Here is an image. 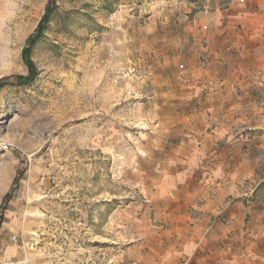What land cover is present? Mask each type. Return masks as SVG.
<instances>
[{"label":"rangeland","instance_id":"374dc122","mask_svg":"<svg viewBox=\"0 0 264 264\" xmlns=\"http://www.w3.org/2000/svg\"><path fill=\"white\" fill-rule=\"evenodd\" d=\"M230 2L55 0L21 84L48 0H0V264H138L173 204L218 206L188 264H264V67L216 44Z\"/></svg>","mask_w":264,"mask_h":264},{"label":"crops","instance_id":"0c3cea01","mask_svg":"<svg viewBox=\"0 0 264 264\" xmlns=\"http://www.w3.org/2000/svg\"><path fill=\"white\" fill-rule=\"evenodd\" d=\"M230 1L228 9L209 19L218 38L216 44L230 47L227 51L234 48L238 51L241 49L242 53L251 51V59L257 61L259 67H264V0H244L246 5L256 6L257 12L251 13L247 12L244 1L236 7L232 4L234 0ZM245 46L249 49H243ZM217 207L206 204L193 210L188 205H178L177 209L173 204L164 216L169 228L164 236L153 238V246L148 248L146 259L141 257L137 260L138 264H188L196 259L201 239H205L202 233L210 224Z\"/></svg>","mask_w":264,"mask_h":264},{"label":"trees","instance_id":"16d2710c","mask_svg":"<svg viewBox=\"0 0 264 264\" xmlns=\"http://www.w3.org/2000/svg\"><path fill=\"white\" fill-rule=\"evenodd\" d=\"M54 4H55V0H48V4L46 6L44 14H43L40 22L38 23V26H37V29L35 30L34 35H32L28 39L27 43L23 47V50L21 53V58H22L23 64L25 65V67L27 69V75L24 77L23 76H17L16 80L18 81V83L28 84L33 80V78L35 76V66H34V64L30 58V54H31L33 46L37 43V41L43 35V32L46 29V25L50 21L52 15H53V11L55 8ZM7 196H8V194L5 197H7Z\"/></svg>","mask_w":264,"mask_h":264}]
</instances>
